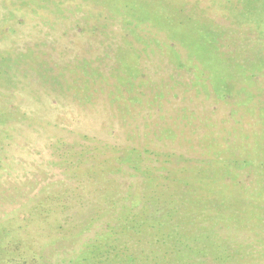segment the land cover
Masks as SVG:
<instances>
[{
    "label": "rangeland",
    "instance_id": "1",
    "mask_svg": "<svg viewBox=\"0 0 264 264\" xmlns=\"http://www.w3.org/2000/svg\"><path fill=\"white\" fill-rule=\"evenodd\" d=\"M0 264H264V0H0Z\"/></svg>",
    "mask_w": 264,
    "mask_h": 264
}]
</instances>
